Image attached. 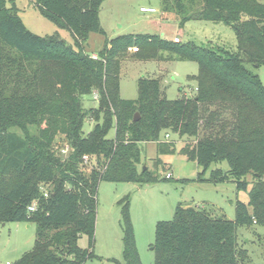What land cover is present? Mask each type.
I'll return each instance as SVG.
<instances>
[{
  "label": "trees",
  "instance_id": "trees-1",
  "mask_svg": "<svg viewBox=\"0 0 264 264\" xmlns=\"http://www.w3.org/2000/svg\"><path fill=\"white\" fill-rule=\"evenodd\" d=\"M103 1L35 0L45 17L71 31L69 43L58 33L32 32L16 0H0V223L36 226L34 247L13 264H82L92 257L100 182L158 181L149 169L139 171L140 143L175 152L161 139L164 130L194 138L180 152L202 168L198 179L252 187L248 204L237 201L234 220L179 204L171 220L156 224L154 264H245L237 228L264 225V84L248 67L264 64V0H163L165 10L184 14L181 25L194 19L232 26L237 51L123 34L106 37L95 58L86 44L92 33L105 34ZM131 57L196 61L195 96L168 99L159 79L141 77L138 97L122 98V61ZM93 93L98 106L86 108L83 96ZM88 119L95 125L86 133ZM60 137L68 142L65 155ZM224 161L228 170L212 168ZM121 201L124 264H142L129 203ZM83 234L87 249L79 246Z\"/></svg>",
  "mask_w": 264,
  "mask_h": 264
},
{
  "label": "rangeland",
  "instance_id": "rangeland-1",
  "mask_svg": "<svg viewBox=\"0 0 264 264\" xmlns=\"http://www.w3.org/2000/svg\"><path fill=\"white\" fill-rule=\"evenodd\" d=\"M188 5V0H185ZM199 6V0H192ZM19 15L29 30L39 35L58 33L62 39L73 43L71 31L59 27L45 17L35 5V0H16ZM192 5L191 3H189ZM141 7H152L153 12H144ZM163 0H104L100 9V21L105 34L92 33L86 44L88 53L98 52L103 48L105 38L123 34H157L164 39L180 42L193 41L200 45L224 47L232 52L238 49V39L232 26L222 22L189 20L184 25L180 19L184 16L177 8L164 9ZM173 8V9H172ZM131 51H134L132 48ZM248 67L257 73L264 84V64ZM199 66L196 61L126 58L122 61L120 73V95L125 99L138 97V81L141 77L160 80L163 93L168 99L193 97L197 92ZM86 108L98 106L95 93L83 96ZM95 125L93 119L86 120L84 131L88 133ZM169 134L167 137L166 134ZM114 135V130L109 134ZM164 141L173 142L175 152L160 154L157 143L142 142V160L139 171L146 166L151 175L160 179L152 183L102 180L98 187V209L94 237V254L82 264H124V233L121 223V202L129 203L131 221L134 227L136 244L142 264H154L156 224L171 220L179 204L208 210L212 216L235 219L236 203L248 204L250 182L247 190H239L235 182H211L198 179L202 168L197 161L181 153L183 146H193L194 138L180 136L170 130L161 134ZM64 149L68 142L58 139ZM67 152H63L65 155ZM228 170L227 162L214 165ZM211 171V170H210ZM206 173V177L210 175ZM168 173L172 177L167 178ZM252 175L247 176L252 180ZM238 243L248 253L245 264H264V225L237 228ZM36 226L29 222L0 223V264H11L35 244ZM79 246L89 248V239L83 234Z\"/></svg>",
  "mask_w": 264,
  "mask_h": 264
},
{
  "label": "built area",
  "instance_id": "built-area-1",
  "mask_svg": "<svg viewBox=\"0 0 264 264\" xmlns=\"http://www.w3.org/2000/svg\"><path fill=\"white\" fill-rule=\"evenodd\" d=\"M141 10L144 11V12H153L155 9L152 8V7H141ZM174 40H175L176 42H178L180 39H179V37H174ZM133 49L136 50L137 48H133ZM94 57L96 58L97 55H94ZM95 94H96V93H95ZM96 96H97V94H96ZM166 136L168 137L169 134L167 133ZM68 150H69V148L67 147V149H64V150H63V152H67ZM84 159L87 160V156H84ZM166 177H167V178H170V177H172V174H171V173H168V174L166 175ZM46 195H47V194H46ZM34 209H35V204L29 206V210H34ZM7 264H10V263H7Z\"/></svg>",
  "mask_w": 264,
  "mask_h": 264
},
{
  "label": "water",
  "instance_id": "water-1",
  "mask_svg": "<svg viewBox=\"0 0 264 264\" xmlns=\"http://www.w3.org/2000/svg\"><path fill=\"white\" fill-rule=\"evenodd\" d=\"M138 118H139V114L137 113L135 119H138ZM143 169L145 170L146 169V166H144Z\"/></svg>",
  "mask_w": 264,
  "mask_h": 264
},
{
  "label": "crops",
  "instance_id": "crops-1",
  "mask_svg": "<svg viewBox=\"0 0 264 264\" xmlns=\"http://www.w3.org/2000/svg\"><path fill=\"white\" fill-rule=\"evenodd\" d=\"M91 54L94 56V55H96L97 53L92 52ZM8 262H9V261H7V263H8ZM7 263H6V264H7ZM11 264H13V262H11Z\"/></svg>",
  "mask_w": 264,
  "mask_h": 264
}]
</instances>
